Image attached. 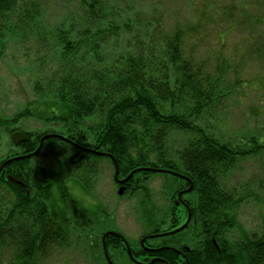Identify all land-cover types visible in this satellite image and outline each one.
Returning a JSON list of instances; mask_svg holds the SVG:
<instances>
[{
  "label": "trees",
  "instance_id": "obj_1",
  "mask_svg": "<svg viewBox=\"0 0 264 264\" xmlns=\"http://www.w3.org/2000/svg\"><path fill=\"white\" fill-rule=\"evenodd\" d=\"M41 1L0 0V52L12 36L21 44L30 39L33 47L27 50L36 55L31 66L35 99L11 117L0 114L1 126L24 131L28 140L1 159L0 167L17 154L35 151L44 135L58 134L43 140L35 159L4 165L0 183L9 190L0 196V264H40L75 244L92 250L99 264H110L105 248L113 264L114 249H121L124 264H162L155 255L172 264V251H148L119 232L107 235L105 244L104 231L87 243L82 232L100 216L80 203L68 182L76 178L89 188L102 158L114 168L117 164L119 176H130V195H140L147 222L142 236L169 229L165 223L178 224L180 216L179 209L168 208L157 222L154 191L145 182L162 174V194L171 201L192 184L186 193L193 198L189 223L165 240L151 239V246L185 244L192 248L191 264H264V229L231 238L243 198L226 183L240 160L264 154V128L241 129L232 139L219 131L226 125L219 110L235 91L231 87L241 82L228 84V73L239 71L221 49L220 54L207 50L206 57L201 50L212 29L224 37L223 46L231 32L264 24V5L238 17L233 2L214 13L209 0H196L192 18L173 10L170 0H59L62 13ZM31 117L44 127L27 131L16 125ZM75 153L82 160L59 171L57 166L68 165ZM260 183L264 189V179ZM255 198L261 200L258 193Z\"/></svg>",
  "mask_w": 264,
  "mask_h": 264
},
{
  "label": "rangeland",
  "instance_id": "obj_2",
  "mask_svg": "<svg viewBox=\"0 0 264 264\" xmlns=\"http://www.w3.org/2000/svg\"><path fill=\"white\" fill-rule=\"evenodd\" d=\"M195 1L170 0L169 5L173 10L176 8L181 9L183 14H187V16L193 18L194 3L196 4L199 0ZM209 1L211 2L209 4L211 7L208 9L214 10V13H220L223 8L229 7L233 2L238 9V17H240L242 11H249L250 13L262 11V6L264 5V0ZM46 2L51 12L62 13L64 4H61L59 0H46ZM41 3L43 2L41 1ZM211 31L213 32L210 34L208 42L201 48L202 54L204 57L208 56L209 52L207 50L209 49L211 51L216 50L220 54L219 50L221 49L222 53L229 56L231 65H236L239 71L236 75L235 70L232 68L228 73L227 83L231 85L236 79L241 81L234 87H231L235 91L226 96L224 105L219 110V114L223 117L226 124L218 126L219 131L225 130V138L232 139L240 136L241 129H244L243 133H250L256 127V129H263L264 24H259L248 31L231 32L227 36L223 46L221 43H223L222 39L224 37L220 38V35L215 34L214 29ZM28 47H33L30 39L26 40L25 44H21L16 38L7 36L4 51L0 52V114L5 117L13 116L35 99L33 92L35 70L31 69V66H33V58H36V55L32 51L33 49L28 51ZM243 55L245 57H242ZM16 125H20L27 131L44 127V123L36 117L23 118ZM10 130L0 125V160L8 157L11 152L16 150L17 145H14L12 142V131ZM180 137H182V134ZM41 158H37V161ZM263 166L264 154L244 158L240 160L236 169L226 180L228 186L236 189L237 196L243 198L236 208L238 226L234 227L230 232L233 239H240L242 231L250 236L254 233L260 234L264 229V189H261L260 186L261 180L264 179ZM95 167L96 172L93 178V185L91 184L89 188H85L76 178L68 182L71 191L80 203L94 210L96 216H100L99 219L92 220V224H90L88 230L82 232L83 236L88 243L92 241V235L100 234V239L103 231L104 233L113 231L124 235L129 242L137 243L140 241L147 224L145 220L146 213H144L145 205L140 202V195L132 196L128 191H125L122 195L118 194V183L114 179L115 168L108 159H99ZM122 177L125 179L128 176H119V178ZM163 180L164 176L162 174H154L148 182H145L154 191L155 204L153 205L155 209L158 207V216L160 215V219L158 218L157 222L161 220L163 210L168 208L174 209L176 207L174 200L171 201V197H166L162 194ZM6 190L9 189L0 183L1 197L2 194L6 193ZM250 192H253L255 197L258 193L261 200H258L254 196H245L246 193ZM188 197L190 196L188 195ZM185 217L186 213H181L179 223L183 222ZM168 223H165L167 227ZM163 228L166 227L163 226ZM79 233V230L75 231L71 239L77 238L80 235ZM89 234H91V238H88ZM81 245L75 244L70 248L59 249L40 264H99V259L92 258V250L83 249ZM113 253L116 254L114 258L116 264H124L125 261H122V256H120L121 249H114ZM100 264H106V262L102 260Z\"/></svg>",
  "mask_w": 264,
  "mask_h": 264
},
{
  "label": "flooded vegetation",
  "instance_id": "obj_3",
  "mask_svg": "<svg viewBox=\"0 0 264 264\" xmlns=\"http://www.w3.org/2000/svg\"><path fill=\"white\" fill-rule=\"evenodd\" d=\"M43 143L42 141V138L40 139L39 141V145ZM33 152L34 151H30L28 153H22V154H17L13 157H16V156H20V155H24L25 157H29L31 159H35V156L33 157ZM27 155V156H26ZM74 159H76V153L75 154H72ZM70 155V156H72ZM12 157V158H13ZM69 158V157H68ZM76 164H68V165H65V164H59L58 166L55 165V167L57 166L58 170L59 171H63L64 169L66 168H69V167H73L75 166ZM6 167V166H5ZM4 168V167H3ZM3 174V173H2ZM4 178L8 180V177L10 176L9 175H5L4 174ZM120 180L124 179L123 177L122 178H119ZM185 181V180H184ZM12 182L15 184V185H19V186H23V187H26V184L23 182V180L21 179H12ZM118 183V188L120 189L121 187H128L127 186V182L126 183H120V182H116ZM186 188H182L180 189L179 193L176 195V199H174V203H175V206L178 210V212L181 214L183 213H186V217L184 219L183 222H180L178 224H175L174 222L172 223H168V227L169 229L165 230V231H160V232H156V233H150V234H147L145 236H141V239L139 241L141 247H144L146 248L148 251H153V250H161V249H166V250H169V251H172L173 254L175 255V260L172 262V264H191V260L188 256V254L191 252V249L189 246L185 245V244H179V243H172V244H166V245H161V246H151L148 242L151 240V239H167L168 237H170L172 235V231H174L175 229H177L178 227L182 226L186 221H187V218L188 216L190 215V218H191V207H190V203L191 201L193 200L192 197H188L189 194H185V193H188V192H184ZM26 192L29 193V190L26 188ZM182 193L181 197L179 198V194ZM184 193V194H183ZM180 232V231H179ZM171 234V235H170ZM113 236H116V235H119V234H112ZM121 236V235H119ZM122 242L125 243V239L123 237H119ZM160 259L159 262H161L162 264H168L166 261V258H163V256H158V255H155L153 257V259Z\"/></svg>",
  "mask_w": 264,
  "mask_h": 264
},
{
  "label": "water",
  "instance_id": "obj_4",
  "mask_svg": "<svg viewBox=\"0 0 264 264\" xmlns=\"http://www.w3.org/2000/svg\"><path fill=\"white\" fill-rule=\"evenodd\" d=\"M45 137H47V136H45ZM45 137H44V138H45ZM25 139H27V136H26L24 133L20 132V131H16V132H14L13 135H12V140H13V142H14L15 144H18L19 142L24 141ZM41 146H42V145L39 146V148L37 149L36 152H38V151L40 150ZM81 158H82V156H81L78 160H81ZM69 161H70V163H74V162H76V161L73 160V157H70ZM7 162H8V161H7ZM117 175H118V166H117V164H116V173H115V177H116V179H118ZM129 177H130V176H128L127 178H125L124 180H122V181H120V182H121V183H122V182H126V181L129 179ZM191 188H192V185L190 186L189 190H190ZM118 193H119V194H123V193H124V188H120L119 191H118ZM107 234H108V233H106V235H107ZM105 251H106V250H105Z\"/></svg>",
  "mask_w": 264,
  "mask_h": 264
}]
</instances>
